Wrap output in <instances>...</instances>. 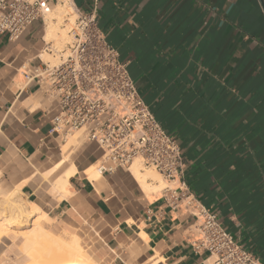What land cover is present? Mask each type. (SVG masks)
Returning a JSON list of instances; mask_svg holds the SVG:
<instances>
[{
	"label": "crops",
	"instance_id": "obj_1",
	"mask_svg": "<svg viewBox=\"0 0 264 264\" xmlns=\"http://www.w3.org/2000/svg\"><path fill=\"white\" fill-rule=\"evenodd\" d=\"M74 2L96 10L140 95L180 145L185 185L168 186L213 211L264 262V0ZM45 37L41 22L18 41L0 33V191L40 206L56 231L89 232L101 264H210L193 247L190 198L172 208L170 192L148 196L123 169L100 171L96 186L83 175L101 165L96 143L87 140L72 160L71 195L53 188L71 164L46 178L64 158L65 137L53 131L55 95L38 79Z\"/></svg>",
	"mask_w": 264,
	"mask_h": 264
},
{
	"label": "built area",
	"instance_id": "obj_2",
	"mask_svg": "<svg viewBox=\"0 0 264 264\" xmlns=\"http://www.w3.org/2000/svg\"><path fill=\"white\" fill-rule=\"evenodd\" d=\"M66 5H72L75 12L72 42L67 44L70 56L58 65L43 61L44 70L38 74L57 102L53 131L66 137L83 130L87 140L102 151L100 171H129L139 161L164 181L185 185L186 163L180 145L140 95L127 63L100 29L95 9L82 12L74 0H0V33L18 41L35 22L46 29L49 16ZM69 16L64 19L67 24ZM163 192H170L167 201L172 208L190 198L188 204L196 211L193 247L208 252L210 264H264L236 241L213 211L191 195L184 196L169 186Z\"/></svg>",
	"mask_w": 264,
	"mask_h": 264
},
{
	"label": "bare ground",
	"instance_id": "obj_3",
	"mask_svg": "<svg viewBox=\"0 0 264 264\" xmlns=\"http://www.w3.org/2000/svg\"><path fill=\"white\" fill-rule=\"evenodd\" d=\"M74 13L73 6L66 5L63 7V10H61L60 13L58 11V16L56 15V18L51 19L52 21L58 19L56 22L47 20L48 22L46 23L45 40L48 44L56 41L58 42L57 45H64L63 43L66 41L68 43L72 41V36L69 34L71 25L75 20ZM67 15H70V23L67 24V28L62 29L63 26L61 28L60 24ZM50 17L52 18V14ZM66 30H68V32H66ZM53 45L54 43L52 46ZM46 55L49 54L46 53ZM65 55L66 57H69L70 53L68 52V55ZM47 63H50V61L47 60ZM81 131L82 130L77 131V133L81 134ZM78 139L79 136L77 137V134H72L69 141L67 138L68 143L65 144V146L63 145L65 152H68V150L71 151L73 149H71V147L76 146L74 144ZM76 144L78 143L76 142ZM65 154L66 153H64V158L55 166V168L45 175L46 178H49L63 165L71 161L70 154H72V151L69 153V155L66 154L67 156H65ZM131 167H133L132 172L129 170L131 176L140 186L142 191L146 193V195L149 196L152 194H158L160 192L162 185L157 173L154 171H140L135 162ZM78 171L79 170L74 163L69 165L63 174L58 176V178L55 180L53 183V188L56 191L64 194L65 197L69 194L71 195L72 191L70 179L77 175ZM82 173L89 181L95 184V186L100 185L101 181L103 180V176L95 164ZM150 179H156V182L158 179L160 181L158 180V183L155 184L152 183L153 181L150 182ZM0 194H3L2 191H0ZM3 195L5 196L0 201V214L3 215L5 210H7L9 213L7 212V215H5L3 218L4 222L0 223V240L5 239L4 244L7 246L6 248H3L0 245V264H97L95 258L88 250L85 249L82 240L78 236H72L70 239H66L63 236H55L45 229V220H48L49 218L48 215L41 210L40 206L33 202L23 200L15 192L11 194L4 193ZM3 205L7 206L3 207ZM30 214L32 215V218L25 220L27 215ZM20 217L24 218L22 220L21 231L14 232V238L11 240L5 236V229L7 226H10L15 219ZM27 227L31 229L26 233L22 229ZM141 237L143 239H147L144 233L141 234Z\"/></svg>",
	"mask_w": 264,
	"mask_h": 264
},
{
	"label": "rangeland",
	"instance_id": "obj_4",
	"mask_svg": "<svg viewBox=\"0 0 264 264\" xmlns=\"http://www.w3.org/2000/svg\"><path fill=\"white\" fill-rule=\"evenodd\" d=\"M62 8V9H61ZM59 11V13L61 12V10H63V7H58L55 11H54V15H53V13H52V18L49 16V18H48V21H50L51 19H53V18H56L57 16H58V11ZM57 15V16H56ZM55 16V17H54ZM65 19V18H64ZM58 20V19H57ZM57 20H54V21H52V22H56ZM47 21V22H48ZM64 21V20H63ZM62 21V23L61 24H65V26H64V24L63 25H61L60 24V27L62 28V26H63V28L62 29H65V28H67V23L66 22H63ZM66 32H68V30H66ZM70 35V34H69ZM68 35V36H69ZM69 38V37H68ZM72 40V39H71ZM72 42V41H71ZM70 42V43H71ZM54 43V45L52 46V44ZM57 43L58 42H56V41H53L51 44H49L48 45V48L52 51V52H50L49 51V49L46 51V53L47 54H49V55H44L43 57H42V59H44L43 61H45V63H47V60L48 61H50V63L49 64H51V65H58V64H60L61 63V60L62 59H65V57H66V55L65 54H67L68 55V50H67V44H69L67 41L65 42V43H63L64 45H57ZM66 45V46H65ZM59 46V47H58ZM54 47V48H53ZM58 47V48H57ZM55 49V50H54ZM46 56H47V58H46ZM63 57V58H62ZM56 59V60H55ZM55 60V61H54ZM55 63V64H54ZM72 134H77V137L79 136V139L76 141L78 144H76V142H75V144L74 145H76V146H72L71 147V151H72V154H70V157H71V161H70V164H72V160H74V158L79 154V153H81V152H83L84 150H85V148H86V144H87V137H86V135L83 133V130L81 131V134L80 133H77V132H74V133H71L70 135H68V136H66L64 139H63V145L65 146V144H67L68 142H67V138H68V141L70 140V138H71V135ZM63 146V147H64ZM71 151H69L68 150V152H65V150L63 149V153H66L67 155H69V153L71 152ZM65 154V156H67ZM135 163H136V165H137V167H138V169L140 170V171H149V172H153L154 170H152V169H147V168H145V167H143L141 164H140V162L139 161H135ZM67 164V163H66ZM65 164V165H66ZM96 167H98L99 168V165L98 166H96ZM133 167H131V169H130V171L132 172V169ZM155 173H157L156 171H154ZM158 174V173H157ZM158 176H159V179L161 180V185H162V187H161V190H160V193H161V191L166 187V186H168V184H166L167 182L166 181H164V179L158 174ZM158 179V180H159ZM158 180H157V182H156V179L154 180V179H150V182H152V183H155V184H157L158 183ZM159 180V181H160ZM166 182V183H165ZM7 205H3V207H6ZM0 207H1V205H0ZM7 210H5L4 211V214L3 215H1L0 214V223L1 222H4L3 221V218L5 217V215H7ZM9 213V212H8ZM32 215L30 214V215H27V217H26V219L25 220H29L30 218H32L31 217ZM24 218H18V219H15L14 220V222L10 225V226H7V228L5 229V236H7L9 239H11V240H13V238H14V232H17V231H21V225H22V220H23ZM44 225H45V229L46 230H48L51 234H53V235H55V236H63V237H65L66 239H70V237H72V236H78L81 240H82V242H83V245L85 246V249L86 250H88L91 254H92V256L94 257V251H93V244H94V236L93 235H91V234H89V232H87V231H85L84 229H82V230H79V231H77V232H65V231H56V230H54V229H52L51 228V225H52V222H49V220H45V223H44ZM29 227V226H28ZM23 228L22 230L24 231V232H28V230H30L31 228ZM7 229H8V231H7ZM7 231V232H6ZM4 242H5V239H1L0 240V245L3 247V248H6L7 246H5V244H4ZM95 258V257H94ZM95 260H96V258H95ZM96 262H97V264H101L99 261H97L96 260Z\"/></svg>",
	"mask_w": 264,
	"mask_h": 264
}]
</instances>
